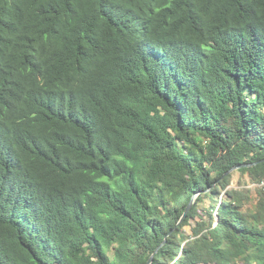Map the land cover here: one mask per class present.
Masks as SVG:
<instances>
[{"label": "trees", "instance_id": "trees-1", "mask_svg": "<svg viewBox=\"0 0 264 264\" xmlns=\"http://www.w3.org/2000/svg\"><path fill=\"white\" fill-rule=\"evenodd\" d=\"M152 254L264 264V0H0V264Z\"/></svg>", "mask_w": 264, "mask_h": 264}, {"label": "rangeland", "instance_id": "rangeland-1", "mask_svg": "<svg viewBox=\"0 0 264 264\" xmlns=\"http://www.w3.org/2000/svg\"><path fill=\"white\" fill-rule=\"evenodd\" d=\"M232 179L230 182L229 187H235L240 190H245V189H250L249 192H247V197L243 199L244 202V208H248L256 199V194H255V184L250 182V178L247 174H241L238 170H234L232 172ZM228 187V188H229ZM197 197V194L195 195V199ZM221 197V196H219ZM203 206L207 207L208 206V201L203 202ZM185 233L190 234L191 230L189 226L184 227ZM110 255V253H109Z\"/></svg>", "mask_w": 264, "mask_h": 264}, {"label": "water", "instance_id": "water-1", "mask_svg": "<svg viewBox=\"0 0 264 264\" xmlns=\"http://www.w3.org/2000/svg\"><path fill=\"white\" fill-rule=\"evenodd\" d=\"M239 167H240V166H234V167H232L231 169H229V170L227 171V173H232L234 170H238ZM196 194H197V193H195V194L192 196V198H191V200H190L188 206L186 207V210L184 211L183 215H182L181 218L179 219L178 224H180V223L182 222V220L184 219V217H185L186 214H187V211L191 208L192 204H193L194 201H195V195H196ZM197 195H198V194H197ZM156 250H157V249H156ZM156 250L154 251V253L156 252ZM154 253H153V254H154ZM153 254H152L151 257L149 258V260H148V264L151 263Z\"/></svg>", "mask_w": 264, "mask_h": 264}]
</instances>
